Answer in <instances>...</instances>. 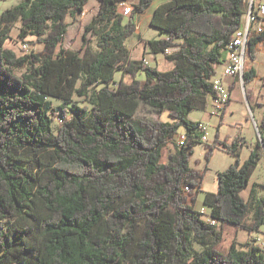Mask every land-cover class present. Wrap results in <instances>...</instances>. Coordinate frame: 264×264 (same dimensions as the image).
<instances>
[{"label":"trees","instance_id":"obj_1","mask_svg":"<svg viewBox=\"0 0 264 264\" xmlns=\"http://www.w3.org/2000/svg\"><path fill=\"white\" fill-rule=\"evenodd\" d=\"M90 1L22 0L0 14V264H264L259 245L237 241L240 231L252 236L264 226V185L242 196L262 158L261 142L243 160L245 139L220 141L218 130L204 143V170L191 167L205 132L189 114L216 95L213 67L242 25L245 0L160 5L151 20L160 38L148 45L174 64L169 71L133 60L126 47L155 0H138L129 17L119 6L131 0H95L80 47H69L68 19L78 21ZM18 21L21 38H36L25 56L5 47ZM261 42L264 32L250 39L251 61ZM257 77L254 68L244 72L249 105ZM146 109L166 111L173 121ZM180 131L185 144L163 163ZM258 131L264 142V116ZM219 147L235 162L219 173L218 191L205 193L218 223L212 226L195 205ZM226 225L236 232L223 250Z\"/></svg>","mask_w":264,"mask_h":264},{"label":"rangeland","instance_id":"obj_2","mask_svg":"<svg viewBox=\"0 0 264 264\" xmlns=\"http://www.w3.org/2000/svg\"><path fill=\"white\" fill-rule=\"evenodd\" d=\"M21 1L22 0L0 1V14L7 9L17 6L18 4L21 3ZM97 6H98L97 1L91 0L89 5L85 9V12L82 14V16L79 18L78 21L74 22L72 21L71 18L68 19L70 28H69V35L66 39V43L68 44L69 47H72L74 49L80 47L82 43L84 27L92 20L93 16L96 14ZM144 21L146 20L143 19V22ZM21 32H22V25H21V22L18 21L12 25L10 32H9V38L7 39L5 43V47L7 49L14 51L18 56H25V55H28L32 51V48L31 46H29V43L35 42L36 38L31 35L27 36L26 38H21ZM156 37L158 36L156 32L153 31L151 26L150 27L145 26L144 28H141L139 34H135V36L132 37L131 40H129L128 42V45L133 52V57L136 59H139V58L142 59L144 50L147 51V53H149L148 51L150 50V48H149L148 43L150 40L155 39ZM40 48L41 46L38 45L34 47V50L38 51L40 50ZM155 61L160 71H169L174 66V64L167 61L163 55L158 56V58H156ZM248 64H249V61H247V65ZM260 70L264 74V67H262ZM22 72L23 71H19V73H22ZM121 78H122V72L117 71L116 80L119 81ZM137 79L139 81L145 80V75H138ZM132 80L133 79L131 76L126 75L125 77L126 83H130L132 82ZM244 94H245V89L243 90L242 87H240V91L238 92V94H234L233 98L235 102L232 106L233 111L232 113L228 112L226 119L224 121L225 127L223 128V132H226V134H228L231 138H234L235 133H238L245 137L248 144L242 151L243 160L249 157L251 148L255 147L258 141L262 142L260 134L256 128V124L258 126V123H261L259 110L254 103H251V105H248L246 101V96ZM253 99H254V96H253ZM53 103L55 106L60 105V102L57 100H53ZM75 103H77L80 107H83L84 105H86V102L83 98H75ZM251 106H252V109H251ZM144 114L149 115V117L154 118L156 120H161L163 122L173 121V119L169 116L168 112L166 111L159 114L155 111L146 109ZM191 117L192 119L196 120L200 117V114L196 112V113H193ZM58 122H59V119H56V122L54 123V129H56ZM207 128H208V133L210 137V140L208 143H213L216 140L218 129L216 128L214 123H211L210 125H208ZM218 150L223 151L220 147L218 148ZM205 153H206L205 147L202 145H198L196 146L194 155L192 157L193 165L195 167H199L200 168L199 170H202V171L207 165ZM168 156H169V151L165 150L164 151V157H165L164 161H167ZM229 167L227 165V154H223V152H218V151L215 152L210 163L208 164L209 170L206 173V177L203 183V192L204 193L205 192H217L218 190L217 172L226 170ZM254 173L255 174L253 175V178L251 180V187L254 182H259L261 184H264V147H262V159ZM250 190L251 188L242 193L245 199L249 198ZM204 193L200 194L199 201H201ZM260 194H261V191H259L258 195ZM203 219L205 221L208 220L207 217H203ZM226 228H225L223 241L221 243L223 250L229 249V246L231 242L233 241L234 233L236 232V228L231 225H226ZM237 241L240 245L245 244L247 242H252L253 244L259 245L264 251V226L261 229V233L252 235V236L247 234V232L245 231H240L237 235ZM196 249L201 250V247L196 246Z\"/></svg>","mask_w":264,"mask_h":264},{"label":"crops","instance_id":"obj_3","mask_svg":"<svg viewBox=\"0 0 264 264\" xmlns=\"http://www.w3.org/2000/svg\"><path fill=\"white\" fill-rule=\"evenodd\" d=\"M137 1L138 0H131L128 3L130 4L132 2L131 4H133V3H137ZM169 1H171V0H155L153 2V4L151 5V7L146 11V13L138 18V27H137L136 34H139L141 28H144L145 26L150 27L151 26V20L153 18V15H154L156 9L160 5H162L164 3H167ZM254 4H255V10H257L260 6H264V0H253V6H254ZM244 5H245V9H246V14H247L248 9L251 6V0H245ZM245 17H246V15L244 16L243 21L245 20ZM143 19H145L146 21L143 22ZM151 28L153 29V31L156 32V34L158 36L155 39H159L160 36H159L158 30H156L152 26H151ZM131 38L129 40H131ZM129 40L127 41L126 47L128 48V50H130V52H131V58L133 60H146L148 66L153 67V68L157 67L159 69V67H158L155 59L158 58V56H161V55H154V54H152L151 50H149L148 51L149 53H147V51L144 50L143 58L142 59L141 58L136 59V58L133 57V52H132L131 48L128 45ZM227 59H228V54L225 53V52H223V62L221 64H217V65H215L213 67V69H214V75L215 76H218V77L223 76L224 67H225V64L227 62ZM262 67H264V42L259 43L257 45V47H256V60L255 61H250V59H249V64L247 65V70H250L251 68H254V69H256V72H257V75H258L257 79L254 80V82L249 86V90H251L252 93H253V95H254L253 103L255 105L257 103L263 105V107L256 106L258 108V110H259L261 121H262L263 116H264V74L260 70ZM226 80L228 82H231L232 83V98H231V101L229 103V106L227 107V109H226V111H225V113H224V115H223L222 118H216V117H214L212 115L213 106H212L211 99L208 100L207 106H206V108L204 110H195V111H192L189 114V120L192 121V122H200V123H202V124H204L206 126L210 125L211 123H214V125L216 126V128L220 132V135H219V140L220 141H224L226 139V137H228V138L230 137L228 134H226V132H223V128L225 127V124H224L225 122L224 121L226 119V116H227L228 112H231L232 113V111H233L232 110V106H233V104L235 102L234 101V98H233L234 97V94H238V92L240 91L239 85L237 83H235L234 80H232L231 78H227ZM141 82L144 83L145 80H142ZM196 112L198 114H200V117L198 119L194 120V119H192L191 116H192L193 113H196ZM207 136H208V139L210 140L208 130H207ZM237 136H241V137H243L245 139V137L243 135H240L238 133H235L234 134V138H231V137L229 138L230 139L229 142L231 143ZM184 138H185L184 131H181L173 139L170 140V143L167 145V147L165 149V150H168L169 151V155L172 154V153H174L176 151V148L179 147V143ZM245 141H246V139H245ZM246 143H247V141H246ZM201 145L204 146V143L201 144ZM196 146H198V145H196ZM217 151L218 152H223V154H227V165H228V167L231 166L235 162V157L234 156H232V155H230V154H228V153H226L224 151H221V150L216 149L215 152H217ZM164 159H165V157L163 155L162 162L163 163H167L168 162V159H167V161H164ZM191 167L192 168H195V169H200L199 167H195L193 165L192 160H191ZM223 171H225V170H223ZM223 171H218L217 172V179H219L218 178L219 173H221ZM254 174L255 173H253V175ZM253 175H252V178H253ZM252 178H251V180H252ZM255 183L256 184H261L259 182H254L253 185ZM262 185H264V184H262ZM250 188H252L251 187V181H250V184H249V188L248 189H250ZM201 193H204L203 192V187H202V192ZM205 193H208V192H205ZM205 193L203 194V197H202L201 201H199L200 194L198 195V198H197V201H196V205H195V209L198 212L199 211H202L203 209H205L207 212H210V209L208 207L204 206V204H203L204 197H205ZM213 193H215V192H213ZM199 204H200V206H199Z\"/></svg>","mask_w":264,"mask_h":264},{"label":"built area","instance_id":"obj_4","mask_svg":"<svg viewBox=\"0 0 264 264\" xmlns=\"http://www.w3.org/2000/svg\"><path fill=\"white\" fill-rule=\"evenodd\" d=\"M253 0H251V3ZM120 10L125 17H129L133 11V5L129 3L120 4ZM264 32V6H260L257 10L248 9L245 20L242 22L241 27L233 35L231 43L226 47L225 53L228 54V59L224 67L223 76H214L211 80L213 89L216 93L211 98L213 110L212 115L216 118H222L228 104L232 98V83L226 79L231 78L240 87H244V72L247 70V61H249V41L253 36H258ZM147 65V61L144 60ZM257 131L258 126L256 125ZM200 129L205 132L202 137L203 143H208L207 126L202 124ZM259 132V131H258ZM260 134V133H259ZM185 144V138L179 143V146ZM203 217H207V223L212 226H217L216 220L210 217V212L205 209L199 211Z\"/></svg>","mask_w":264,"mask_h":264},{"label":"water","instance_id":"obj_5","mask_svg":"<svg viewBox=\"0 0 264 264\" xmlns=\"http://www.w3.org/2000/svg\"><path fill=\"white\" fill-rule=\"evenodd\" d=\"M252 9H253V5H252ZM246 101H247V103L249 104L247 98H246ZM261 141H262V139H261ZM261 147H264V142H263V141L261 142Z\"/></svg>","mask_w":264,"mask_h":264},{"label":"bare ground","instance_id":"obj_6","mask_svg":"<svg viewBox=\"0 0 264 264\" xmlns=\"http://www.w3.org/2000/svg\"><path fill=\"white\" fill-rule=\"evenodd\" d=\"M253 2L251 3V8H252Z\"/></svg>","mask_w":264,"mask_h":264}]
</instances>
